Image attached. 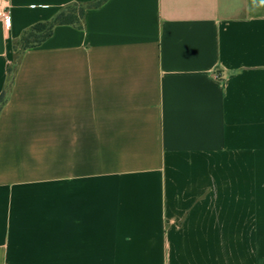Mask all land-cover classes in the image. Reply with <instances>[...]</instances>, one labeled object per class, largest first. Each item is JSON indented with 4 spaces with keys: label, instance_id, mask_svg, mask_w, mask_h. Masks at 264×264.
<instances>
[{
    "label": "crops",
    "instance_id": "crops-1",
    "mask_svg": "<svg viewBox=\"0 0 264 264\" xmlns=\"http://www.w3.org/2000/svg\"><path fill=\"white\" fill-rule=\"evenodd\" d=\"M7 0L0 264H264V0Z\"/></svg>",
    "mask_w": 264,
    "mask_h": 264
},
{
    "label": "trees",
    "instance_id": "trees-1",
    "mask_svg": "<svg viewBox=\"0 0 264 264\" xmlns=\"http://www.w3.org/2000/svg\"><path fill=\"white\" fill-rule=\"evenodd\" d=\"M107 0H90L72 2L63 6L51 19L33 24L24 33L20 41V51L15 53L13 65L9 68L12 76L20 60L22 53L33 47H37L45 42L54 31L57 25L69 24L77 28H83L85 12L89 8L103 5ZM5 101L4 93L0 96V106Z\"/></svg>",
    "mask_w": 264,
    "mask_h": 264
},
{
    "label": "built area",
    "instance_id": "built-area-1",
    "mask_svg": "<svg viewBox=\"0 0 264 264\" xmlns=\"http://www.w3.org/2000/svg\"><path fill=\"white\" fill-rule=\"evenodd\" d=\"M3 3H7V0H0ZM0 19L5 28L6 36L9 37L11 33V13L10 7L5 4L2 8H0Z\"/></svg>",
    "mask_w": 264,
    "mask_h": 264
}]
</instances>
